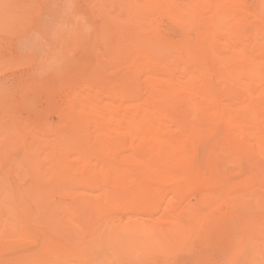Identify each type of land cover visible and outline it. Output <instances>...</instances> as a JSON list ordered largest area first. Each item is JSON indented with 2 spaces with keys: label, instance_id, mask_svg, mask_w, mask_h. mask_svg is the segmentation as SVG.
Listing matches in <instances>:
<instances>
[{
  "label": "bare ground",
  "instance_id": "bare-ground-1",
  "mask_svg": "<svg viewBox=\"0 0 264 264\" xmlns=\"http://www.w3.org/2000/svg\"><path fill=\"white\" fill-rule=\"evenodd\" d=\"M110 4L121 64L71 92L79 125L54 139L75 186L20 189L0 264H264V0ZM224 208L240 237L208 252Z\"/></svg>",
  "mask_w": 264,
  "mask_h": 264
},
{
  "label": "rangeland",
  "instance_id": "rangeland-1",
  "mask_svg": "<svg viewBox=\"0 0 264 264\" xmlns=\"http://www.w3.org/2000/svg\"><path fill=\"white\" fill-rule=\"evenodd\" d=\"M115 1L0 0V199H7L0 201L2 213L13 209L10 202L33 180L53 188L50 193L55 186H75L55 179V134L76 133L71 92L94 80L95 73H114L121 64L123 25L110 4ZM227 212L224 208L209 221L215 239L208 252L227 254L238 241L232 225L238 217ZM19 245L12 249L26 248Z\"/></svg>",
  "mask_w": 264,
  "mask_h": 264
}]
</instances>
